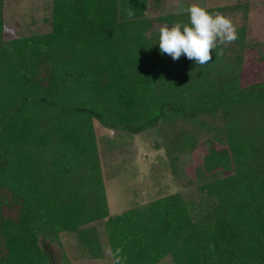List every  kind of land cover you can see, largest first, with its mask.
Listing matches in <instances>:
<instances>
[{
	"label": "trees",
	"instance_id": "obj_1",
	"mask_svg": "<svg viewBox=\"0 0 264 264\" xmlns=\"http://www.w3.org/2000/svg\"><path fill=\"white\" fill-rule=\"evenodd\" d=\"M145 6L52 0L49 32L12 39L0 19V264H50L40 242L62 233L101 259L95 223L122 264H264V82L239 83L246 28L203 66L174 61L153 23L187 12L149 20ZM93 122L156 129L173 175L204 147L188 182L200 211L173 192L109 214Z\"/></svg>",
	"mask_w": 264,
	"mask_h": 264
},
{
	"label": "rangeland",
	"instance_id": "obj_2",
	"mask_svg": "<svg viewBox=\"0 0 264 264\" xmlns=\"http://www.w3.org/2000/svg\"><path fill=\"white\" fill-rule=\"evenodd\" d=\"M198 4L205 9L216 8L229 18L235 28L244 25L245 41L239 76L241 86L264 82V0H146L145 18L154 20L163 14L184 11ZM52 0H0V19L4 39L30 37L50 31ZM215 12V13H217ZM162 25L153 23V31ZM98 161L109 214H117L156 198L179 192L186 206L200 211L199 194L188 186L195 180V169L201 164L204 147L181 158L175 175L165 158L156 129L127 136L104 129L93 122ZM102 258L89 260L78 246L74 234H60L49 247L57 264H111L103 228L95 223ZM45 242H40L42 248ZM159 264H170L163 259Z\"/></svg>",
	"mask_w": 264,
	"mask_h": 264
},
{
	"label": "clouds",
	"instance_id": "obj_3",
	"mask_svg": "<svg viewBox=\"0 0 264 264\" xmlns=\"http://www.w3.org/2000/svg\"><path fill=\"white\" fill-rule=\"evenodd\" d=\"M189 23L176 22L159 28V50L174 61L181 55L203 66L212 60V53L218 45L230 44L238 39L232 21L223 14L210 13L204 7L193 4L185 10ZM133 13L129 10L128 16ZM121 249H106L111 264H122Z\"/></svg>",
	"mask_w": 264,
	"mask_h": 264
},
{
	"label": "water",
	"instance_id": "obj_4",
	"mask_svg": "<svg viewBox=\"0 0 264 264\" xmlns=\"http://www.w3.org/2000/svg\"><path fill=\"white\" fill-rule=\"evenodd\" d=\"M42 250L46 254L50 264H57L53 252L47 244H43Z\"/></svg>",
	"mask_w": 264,
	"mask_h": 264
}]
</instances>
